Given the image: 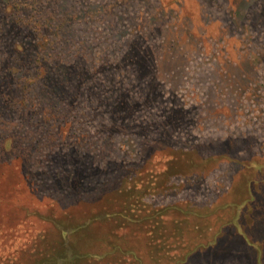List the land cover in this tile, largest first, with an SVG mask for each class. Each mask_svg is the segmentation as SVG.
<instances>
[{"label":"rangeland","instance_id":"1","mask_svg":"<svg viewBox=\"0 0 264 264\" xmlns=\"http://www.w3.org/2000/svg\"><path fill=\"white\" fill-rule=\"evenodd\" d=\"M115 208L90 264H264V0H0V264Z\"/></svg>","mask_w":264,"mask_h":264},{"label":"trees","instance_id":"2","mask_svg":"<svg viewBox=\"0 0 264 264\" xmlns=\"http://www.w3.org/2000/svg\"><path fill=\"white\" fill-rule=\"evenodd\" d=\"M68 210L70 209L67 208L65 211ZM87 213H89V209L78 210L73 214L70 213V215H56L54 226H49L46 229L44 236L40 239V242H37L36 244V247L39 245V252L36 253V249L32 251L36 255L40 254L39 258L33 259L32 256H27L25 260H22V264H58L60 259L63 260L62 264H90L88 261L91 259L88 258L95 254L92 255L89 251L85 250L86 244H84L85 241L83 238L88 237L90 240L102 243L103 232H100V224L101 228L104 226V222L109 226L113 224L117 227L119 225L117 224L118 221L113 222V219L121 215V210L120 208L118 210L115 208V211L110 213L105 220H98L92 223L87 221ZM68 229L70 230L69 232ZM74 234L76 235L75 238L77 241H75L74 238L69 239L70 235L74 236ZM114 235L117 236L116 234ZM66 241H70V243H78L80 248L85 252H81L78 249L77 252H73V255L68 256L65 247ZM107 253L108 251L105 252L103 256ZM100 258L102 257L97 255L95 260Z\"/></svg>","mask_w":264,"mask_h":264}]
</instances>
